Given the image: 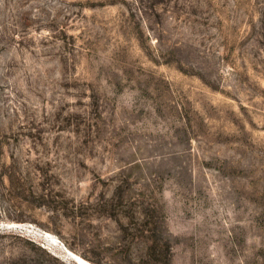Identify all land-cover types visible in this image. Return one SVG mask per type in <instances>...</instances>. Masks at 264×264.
I'll return each instance as SVG.
<instances>
[{
  "label": "rangeland",
  "instance_id": "374dc122",
  "mask_svg": "<svg viewBox=\"0 0 264 264\" xmlns=\"http://www.w3.org/2000/svg\"><path fill=\"white\" fill-rule=\"evenodd\" d=\"M0 264H264V0H0Z\"/></svg>",
  "mask_w": 264,
  "mask_h": 264
}]
</instances>
